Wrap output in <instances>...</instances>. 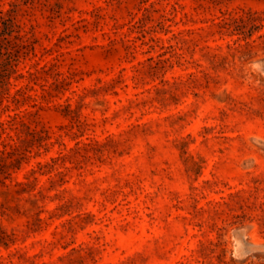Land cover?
<instances>
[{"label":"rangeland","instance_id":"obj_1","mask_svg":"<svg viewBox=\"0 0 264 264\" xmlns=\"http://www.w3.org/2000/svg\"><path fill=\"white\" fill-rule=\"evenodd\" d=\"M0 17V264H264V0Z\"/></svg>","mask_w":264,"mask_h":264},{"label":"trees","instance_id":"obj_2","mask_svg":"<svg viewBox=\"0 0 264 264\" xmlns=\"http://www.w3.org/2000/svg\"><path fill=\"white\" fill-rule=\"evenodd\" d=\"M8 19H4L3 17H0V23H3L7 28Z\"/></svg>","mask_w":264,"mask_h":264}]
</instances>
